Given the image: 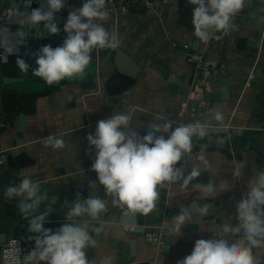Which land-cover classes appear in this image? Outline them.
I'll return each instance as SVG.
<instances>
[{
    "label": "crops",
    "instance_id": "crops-1",
    "mask_svg": "<svg viewBox=\"0 0 264 264\" xmlns=\"http://www.w3.org/2000/svg\"><path fill=\"white\" fill-rule=\"evenodd\" d=\"M83 2L67 0L65 8L57 12L62 17L55 35L60 44L66 39L63 29L69 10ZM26 3L31 6L26 7ZM35 3L36 9L47 10V0H0V13L14 4L10 26L3 33L4 48L14 45L12 55H8L7 63L0 61V146L9 154L8 162L0 167V252L9 237L28 228L17 207L20 198L8 201L4 196L9 173L18 182L29 177L40 183L41 192L48 196L40 211L57 198L44 224L46 229L55 231L67 222L66 202L70 204L78 195L81 199L93 195L105 200L100 217L89 221V231L97 242L86 252L90 264L108 258L111 264H150L152 260L177 264L191 254L196 240L213 238L221 224L235 225L236 203L247 194L251 177L264 172V0H246L242 24L219 42H204L195 36V6L189 0H157L154 9L121 14L113 13L105 4L109 16L98 22L115 35L117 47L139 67L136 80L124 83L111 48H105L91 53L83 78H66L51 86L32 75L41 47L34 42L17 44L19 29L47 33L43 22L37 26L30 22ZM173 42L190 44L223 60L225 72L206 86L196 85L184 51L175 48ZM19 57L29 65L27 72L17 66ZM220 81L227 83L229 98H224ZM171 83L178 89L173 91ZM215 111L223 113V122L214 119ZM115 112L133 116L130 127L141 136L151 125L165 120L173 121V127L180 122L207 125L208 134L194 137L192 152L177 165L185 176L198 167L200 176L187 186L182 179L158 185L157 208L147 215L114 205L91 170L95 152L87 135L95 132L97 121ZM50 135L62 138L65 147L46 146ZM212 137L223 138L224 143H215ZM201 155L203 160L198 159ZM237 169L239 177L234 175ZM92 181L97 186L93 187ZM208 183L215 186L214 190L195 187ZM206 203L210 205L207 216L195 213L197 206ZM184 208L193 210L191 220L181 232L170 231L173 216ZM87 219L82 217L79 223ZM93 227L100 229L99 234ZM148 230L159 233L162 243L147 242ZM252 252L258 264H264V247Z\"/></svg>",
    "mask_w": 264,
    "mask_h": 264
},
{
    "label": "clouds",
    "instance_id": "clouds-1",
    "mask_svg": "<svg viewBox=\"0 0 264 264\" xmlns=\"http://www.w3.org/2000/svg\"><path fill=\"white\" fill-rule=\"evenodd\" d=\"M66 2L47 0V10L39 7L31 11V24L37 26L43 22L48 34L57 35L60 29L54 23V14L64 9ZM189 3L195 6L192 13L194 34L207 42L211 31L229 29L232 19L244 8L246 0H189ZM105 4L106 0H84L81 7L69 10L63 29L66 39L55 48L51 45L40 48L37 67L32 70V75L49 86L66 78H83L93 51L116 48L119 41L115 35L98 22L109 16ZM25 5L31 6L30 3ZM13 46L5 47V63L8 55H12ZM16 64L22 72L29 70V65L20 57L16 59ZM212 115L216 121L223 122L222 112L215 111ZM132 118L129 114L115 112L97 121L95 132L87 135L89 146L95 152L91 170L97 174L99 185L103 186L106 195L112 196L114 205L126 206L133 213L147 215L157 208L158 185L182 179L187 186L200 176L198 167L185 176L183 168L177 165L192 152L193 138H204L208 134L207 125L197 121L173 127V121L165 120L151 125L150 131L141 136L130 127ZM46 146L61 149L65 147V142L50 135ZM198 159L203 160L204 157L201 155ZM234 175L239 177L240 170L237 169ZM91 184L97 186L95 181ZM195 187L208 191L215 188L212 183L206 186L196 184ZM4 196L8 200L20 198L17 207L28 221V231L35 234L29 237L34 240V248L24 256L23 264H90L86 252L97 242L89 231V221L98 219L105 210L104 199L93 195L81 199L78 195L70 204L66 202L67 222L54 231L46 229L44 224L53 212L51 205L57 198L40 211L41 203L47 201L48 196L46 192H41L38 181L22 177L18 184L6 188ZM235 207V225L221 224L219 230L213 233V238L196 240L191 254L177 264H258L252 250L264 247V172L251 177L247 194ZM209 208L207 203L203 207L197 206L195 213L207 216ZM192 215V209H181L178 215L173 216L170 231L181 232ZM82 217L88 219L79 223ZM93 231L99 234L100 229L93 227ZM20 251L18 241H14L8 251L13 264L19 261ZM100 264H111V259H103Z\"/></svg>",
    "mask_w": 264,
    "mask_h": 264
},
{
    "label": "built area",
    "instance_id": "built-area-1",
    "mask_svg": "<svg viewBox=\"0 0 264 264\" xmlns=\"http://www.w3.org/2000/svg\"><path fill=\"white\" fill-rule=\"evenodd\" d=\"M16 1V0H11ZM157 0H106V4L110 6V9L115 14H121L128 12L132 7L143 6L145 9H154ZM14 12V4L8 5L3 8L0 13V61L3 60L4 53V43H3V33L10 26V18ZM244 17L243 9L237 13L231 21L228 30L224 31H211L210 42H219L227 37L230 30L239 27L242 24ZM17 44L18 45H29L34 42L38 46L42 47L45 45H51L53 48L60 46L55 35L48 34L45 32H32L30 29L24 28L17 31ZM175 48L184 51L187 59V63L192 70L194 76V83L198 86H206L210 80L214 77L222 75L226 70V64L223 60L212 57L205 53L204 51L195 50L190 44H180L173 42ZM180 124H187L185 122H180ZM9 154L8 150L0 146V167L4 166L8 162ZM8 186L12 184H18V180L13 173H9L7 176ZM15 198L8 200L13 201ZM33 236L32 233L28 231L27 227H24L19 234L12 235L7 239V241L2 245L0 252V264H13V261L8 255L9 249L12 247L14 241H18V247L21 249L19 253V261L15 264H23V258L28 254L32 248H34V240L29 239ZM145 239L147 242L162 243L160 234L148 230L145 231ZM150 264H157L155 260L150 261Z\"/></svg>",
    "mask_w": 264,
    "mask_h": 264
},
{
    "label": "water",
    "instance_id": "water-1",
    "mask_svg": "<svg viewBox=\"0 0 264 264\" xmlns=\"http://www.w3.org/2000/svg\"><path fill=\"white\" fill-rule=\"evenodd\" d=\"M37 4L35 3L34 9H36ZM133 9H145L143 6H135L132 7L130 10ZM62 17L58 15L57 13L54 14V23L57 24L59 20H61ZM110 53L114 62V65L116 67V71L120 77H122L124 83H132L136 80L140 69L139 67L134 63V61L127 55L123 50L120 48H111ZM37 55H34L33 57H36ZM214 82L218 83V80H215ZM222 85V93L224 98H229L230 97V92H229V87L225 81H220ZM169 87L175 91L177 88L176 84H169ZM186 94V93H185ZM134 115L138 114V111L133 112ZM150 130V129H149ZM211 141L215 143H224L223 138H218V137H212ZM158 192V189H157ZM3 237V235L1 236Z\"/></svg>",
    "mask_w": 264,
    "mask_h": 264
}]
</instances>
